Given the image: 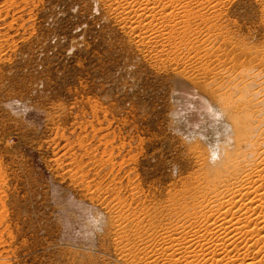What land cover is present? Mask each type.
Here are the masks:
<instances>
[{
	"label": "rangeland",
	"instance_id": "obj_1",
	"mask_svg": "<svg viewBox=\"0 0 264 264\" xmlns=\"http://www.w3.org/2000/svg\"><path fill=\"white\" fill-rule=\"evenodd\" d=\"M224 98H264V0H0V264L213 263L187 241L264 168Z\"/></svg>",
	"mask_w": 264,
	"mask_h": 264
},
{
	"label": "bare ground",
	"instance_id": "obj_2",
	"mask_svg": "<svg viewBox=\"0 0 264 264\" xmlns=\"http://www.w3.org/2000/svg\"><path fill=\"white\" fill-rule=\"evenodd\" d=\"M202 88H203V86H202ZM211 96H213V95H211ZM252 97H253V95H251L248 98H252ZM248 98L244 96L245 100H247ZM224 100L226 103V106L224 108H220V107L218 108V107L214 106L215 105V103H214L213 106L210 105L209 109L212 110V108H213L214 112H216L218 114H222V116L226 115V118L229 116L230 120H232V118H233L234 122H236V126L234 128L235 135H237L239 133L238 136H240L241 133H245V132L249 131L251 133V137L255 138L256 140L254 143L249 145L248 148L253 146L252 149H255L256 146H259V144L256 145L258 143L259 139L264 137V128H262V127H264V124H263L264 123V98L254 99V100H258L256 102L253 100L248 101L249 105H251V109H249V108L241 109L240 112L237 114H230L231 110L234 108V106H232V104L230 103L228 98H224ZM212 113H210V115ZM226 126H228V125H226ZM227 131H228V129H227ZM228 134L229 133H227V136H228ZM231 135H232V133H231ZM228 137H229V141L232 143L233 137L231 138L230 134ZM259 150L264 151V148H256L255 151L257 152ZM262 162L264 163V156H263ZM237 166H238V164H237ZM263 167H264V165H263ZM260 190H262L263 192L261 193ZM229 191L231 192V195L234 196L233 199L232 198L231 199H229V198L228 199H226V198L222 199L221 198V202L219 204L220 206L218 205L219 207L216 209V211L214 210L211 213L205 214V216L207 217L206 220L211 222L210 225L206 226L207 234L209 236L211 234L216 235L218 233L219 234V235L217 234L218 240L217 241L215 240L216 242L211 244L210 241L207 243L208 236H201L200 240H198L196 238V239L187 241L188 245L189 244L194 245V250L191 251V248L189 246H188L189 248L186 247L187 244H185L186 246L184 245V247L187 248V251L189 250L188 252H184L185 257L187 259L193 260V258L196 257L195 255H197V252H198V251H196V248L198 247L196 245L202 244L203 247H206L205 251H203L204 255H208L209 252L214 250V251H212V254H213V256L214 255L215 256L213 257V263L211 261V264H226L225 263L226 260L224 259V257L218 258V255H224L230 249L229 246L231 244H234L238 240H242V241H245L244 247H246L247 249L241 253L236 252V254L231 258V261L229 264H258V263L264 264V259H262L264 257V210H262L261 213L258 214V216L255 218H251L250 216H247L248 212L252 209V206L255 204H256L255 209H257V208L258 209L259 208L264 209V168L259 169V167H257L256 169L252 170L248 175L245 176L244 179H242L239 182V186L238 185L233 186L232 188H229ZM217 195H219V194H217ZM206 198H208V196ZM235 198H238V199L235 200ZM208 201H209V199H208ZM208 203H210V202H208ZM238 213H241V214H238ZM208 216H210V217H208ZM243 217H244V219H246V221L244 222L243 226H239V222L242 221ZM233 219H237L238 221L234 222ZM201 232H202V230H201ZM195 233H198V231H195L193 234H195ZM189 234H191V233H189ZM185 235H186V231H185ZM189 236H192V235H189ZM243 236H245L244 239H243ZM246 236H247V238H246ZM165 237L166 236H164V238ZM211 237H212V235H211ZM169 238H170V236H169ZM181 238H183V237H181ZM181 238H180V240H181ZM191 238H193V237H191ZM166 239H168V238H166ZM172 239H170V240L172 241ZM186 239H188V238H186ZM175 243L173 245L172 244L171 245L174 246ZM177 243H178V241H177ZM195 243H196V245H195ZM167 246H168V244L166 243V247ZM169 246H170V244H169ZM195 246H196V248H195ZM174 250L176 251V249H174ZM257 259H260V262ZM203 264H207V263L205 262Z\"/></svg>",
	"mask_w": 264,
	"mask_h": 264
}]
</instances>
